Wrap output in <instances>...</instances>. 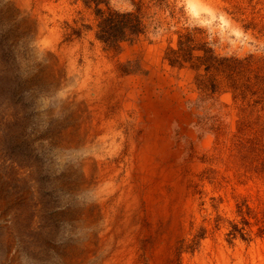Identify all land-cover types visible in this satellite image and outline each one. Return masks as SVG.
<instances>
[{"label":"rangeland","instance_id":"1","mask_svg":"<svg viewBox=\"0 0 264 264\" xmlns=\"http://www.w3.org/2000/svg\"><path fill=\"white\" fill-rule=\"evenodd\" d=\"M44 1L0 0V264H264V0Z\"/></svg>","mask_w":264,"mask_h":264},{"label":"bare ground","instance_id":"2","mask_svg":"<svg viewBox=\"0 0 264 264\" xmlns=\"http://www.w3.org/2000/svg\"><path fill=\"white\" fill-rule=\"evenodd\" d=\"M19 2H21V3H23V4H25V5H27V3L29 2V0H19ZM38 2H39V5H42V4H44L45 3V1L44 0H38ZM22 7V6H21ZM40 9V8H39ZM44 18V17H43ZM27 21V20H26ZM43 24H44V22L42 23V25H41V20H40V28H39V37L41 36V32L43 33L44 31H43V29H44V27H43ZM55 30V29H54ZM49 33V32H48ZM50 34V33H49ZM59 40V39H58ZM38 42V41H37ZM45 44L47 45V46H49L50 48H53V47H55V46H57V36H56V34L54 33V32H52L51 34H50V36H49V38L48 39H46V41H45ZM51 51V50H50ZM54 51V50H53ZM78 51V50H77ZM53 53V52H52ZM56 53V52H55ZM84 53V52H83ZM58 54V53H57ZM70 56V58H69V60H70V63H71V65H73V66H75V64H76V60H75V52L73 53V52H71V54L69 55ZM49 57V56H48ZM59 57V56H58ZM55 60V59H54ZM104 72V71H103ZM108 72V71H107ZM88 74V73H87ZM103 74V73H102ZM88 76V75H87ZM108 76V75H107ZM98 77H99V79H101V73L99 72V74H98ZM104 79H105V77H104ZM107 80V79H106ZM112 81V80H111ZM86 82V81H85ZM82 84H84V82H82ZM86 84H87V82H86ZM107 85V84H106ZM86 86V85H85ZM94 93L96 94V98L98 99V100H102L103 99V96L105 95L104 94V90L102 89V86H101V84H100V82H97L96 83V85H94ZM110 89V88H109ZM110 94V93H109ZM118 96H121V93H119V95ZM145 101L140 105L142 108H144L145 109V112H146V114H148V113H150L151 111H153L154 113L155 112H157L158 111V109H159V106L158 105H156L157 103H158V101H156L155 100V96L153 95V93L152 92H150L149 90H146V93H145ZM133 98H134V100L136 101V100H138V96L137 95H135V94H133ZM114 99V98H113ZM112 99V100H113ZM111 100V99H110ZM105 101H106V99H105ZM119 101V100H118ZM71 101L69 100V102L68 103H70ZM112 102V101H111ZM114 103V102H113ZM99 104V103H98ZM107 104V103H106ZM110 105V104H109ZM119 105V104H118ZM92 107V106H91ZM108 107V106H107ZM111 107V106H110ZM115 107V106H114ZM113 107V108H114ZM134 108H135V105H134ZM93 109V108H92ZM121 109V108H120ZM103 110V109H102ZM80 111H82V110H80ZM108 112H109V109H108ZM107 112V113H108ZM118 112V111H117ZM114 113V112H113ZM102 115V114H101ZM105 115V114H104ZM86 116V115H85ZM109 116V115H108ZM113 117V116H112ZM93 119H95L94 118V116H93ZM126 119V118H125ZM115 121V120H114ZM113 121V122H114ZM108 122H110V121H108ZM74 123V122H73ZM106 123V122H105ZM114 123H116V122H114ZM119 123V122H118ZM122 124V123H121ZM87 126H89V125H87ZM96 127V126H95ZM101 127V126H100ZM128 127V126H127ZM133 127V126H132ZM116 129H117V127H115ZM124 128V127H123ZM122 128V129H123ZM125 128H126V126H125ZM156 128V127H155ZM91 129V128H90ZM134 129V128H133ZM83 130V129H82ZM124 130H126V129H124ZM116 131V130H115ZM120 131V130H119ZM81 132V131H80ZM83 132V131H82ZM104 133V132H103ZM126 133V132H125ZM106 134V133H105ZM111 135V134H110ZM93 136V135H92ZM127 136V135H126ZM133 136V135H132ZM98 137V136H97ZM124 137V136H123ZM131 137V136H130ZM73 138H75V137H73ZM78 138H80V137H78ZM77 138V139H78ZM110 138V137H109ZM72 139V138H71ZM92 139V138H91ZM95 138L93 137V140H94ZM149 140V139H148ZM69 141H72V140H70L69 139ZM73 141H75V140H73ZM76 141H78V140H76ZM108 141V140H107ZM110 141V140H109ZM112 141V140H111ZM116 141V140H115ZM79 142V141H78ZM98 142V141H97ZM128 142V141H127ZM87 143V142H86ZM126 143V142H125ZM100 144V143H99ZM103 144V143H102ZM155 144V143H154ZM69 145V144H68ZM78 145V144H77ZM76 145V146H77ZM82 145V144H81ZM122 145V144H121ZM126 145V144H125ZM83 146V145H82ZM70 147V146H69ZM99 147V146H98ZM95 148V147H94ZM127 148V147H126ZM108 148H106V150H107ZM145 149V148H144ZM143 149V150H144ZM87 150H89V149H87ZM92 150V149H91ZM100 150V149H99ZM112 150V149H111ZM127 150V149H126ZM86 151V150H85ZM94 151V150H93ZM98 151V150H97ZM144 151H146V150H144ZM96 153V152H95ZM131 153V152H130ZM100 154V153H99ZM105 154V153H104ZM109 154V153H108ZM127 155V154H126ZM98 156V155H97ZM97 156H94L93 155V157H91V158H89V160H87L86 162H84L83 163V165L87 168V169H89V168H91V167H97V170H98V173H97V175L96 176H94V178L95 177H97V178H101V180H102V178L103 177H105L104 176V173H102L101 171V169H100V165L101 164H103V162L102 163H100V161H99V157H97ZM114 156V155H113ZM115 157V156H114ZM81 160H83V158L81 159ZM107 160V159H106ZM111 161V160H110ZM125 161V160H124ZM141 161V160H140ZM145 161H148V160H145ZM113 162V161H112ZM82 164V163H81ZM121 164V163H120ZM144 164H145V162H144ZM147 164V163H146ZM112 165V164H111ZM125 165V164H124ZM110 167V166H109ZM148 167H150V170L151 169H153V167L151 166V165H149L148 164ZM108 168V167H107ZM92 169V168H91ZM103 169V168H102ZM123 171V170H122ZM159 171V170H158ZM184 171V170H183ZM90 172V171H89ZM89 172H88V174H89ZM185 172V171H184ZM95 173V172H94ZM110 173V172H109ZM117 173V172H116ZM119 173V172H118ZM186 173V172H185ZM180 175V174H179ZM182 175V174H181ZM121 176V175H120ZM89 177V176H88ZM91 177V176H90ZM109 177V176H108ZM107 177V178H108ZM112 177V176H111ZM124 177V176H123ZM183 177V176H182ZM181 177V178H182ZM88 179V178H87ZM134 179V178H133ZM90 180V179H89ZM106 180V179H105ZM112 180V179H111ZM109 181V180H108ZM116 181V180H115ZM88 182V181H87ZM96 182V181H95ZM94 182V183H95ZM101 183V182H100ZM118 183V182H117ZM116 183V184H117ZM99 184V183H98ZM167 184V183H166ZM181 184V183H180ZM97 185V184H96ZM91 187V186H90ZM94 188V187H93ZM128 189V188H127ZM171 190V189H170ZM101 194V193H100ZM118 194V193H117ZM97 195V194H96ZM104 195V194H103ZM113 198V197H112ZM115 199V198H114ZM118 199V198H117ZM130 199V198H129ZM165 199V198H164ZM161 200V199H160ZM169 200V199H168ZM98 201H99V199H98ZM175 201V200H174ZM107 203H109V202H107ZM120 205V204H119ZM107 208V207H106ZM102 209V208H101ZM112 209V208H111ZM104 212V211H103ZM107 214V213H106ZM130 215V214H129ZM144 215V214H143ZM145 217V216H144ZM103 218V217H102ZM142 220V219H141ZM112 221V220H111ZM167 224V223H166ZM147 225V224H146ZM146 228V227H145ZM138 229V228H137ZM105 230V229H104ZM113 231V230H112ZM138 231H139V229H138ZM155 232V231H154ZM103 235V234H102ZM132 236V235H131ZM135 236V235H134ZM103 237V236H102ZM137 238V237H136ZM115 239V238H114ZM118 239V238H117ZM133 239V238H132ZM138 239V238H137ZM109 240V239H108ZM119 240V239H118ZM133 240H135V239H133ZM183 240V239H182ZM101 241H102V239H101ZM132 241V240H131ZM139 241V240H138ZM123 242V241H122ZM128 243V242H127ZM181 244H182V242H181ZM113 245V244H112ZM115 245V244H114ZM138 245V244H137ZM88 246V245H87ZM117 246V245H116ZM131 247V246H130ZM140 247V246H139ZM115 248V247H114ZM111 249H112V247H111ZM109 250V249H108ZM122 250V249H121ZM120 250V251H121ZM139 250V249H138ZM103 251H105V250H103ZM112 254V253H111ZM126 255L127 254H125L122 258H121V260H120V262H122V264H132V262H134V261H132L134 258H133V256H132V250H131V253L129 254V256H127L126 257ZM177 255V254H176ZM176 257V256H175ZM106 259V258H105ZM104 259V260H105ZM118 259H119V257H118ZM103 260V261H104ZM142 260V259H141ZM177 263V262H176Z\"/></svg>","mask_w":264,"mask_h":264},{"label":"clouds","instance_id":"3","mask_svg":"<svg viewBox=\"0 0 264 264\" xmlns=\"http://www.w3.org/2000/svg\"><path fill=\"white\" fill-rule=\"evenodd\" d=\"M177 4L179 7H182L185 9V12L192 11L193 13H196L200 4L201 0H177ZM134 7V6H133ZM230 18L227 17L226 13H220L218 15H201L199 22H192L190 20L191 26L192 27H208L209 25L212 24H218L221 28H223L226 24L230 23ZM163 32V29L160 30ZM233 36L235 37H241L245 36L246 34L244 33L242 28H237L235 32L232 33ZM248 39H251V37H248Z\"/></svg>","mask_w":264,"mask_h":264}]
</instances>
